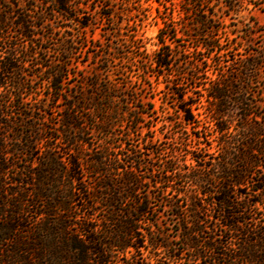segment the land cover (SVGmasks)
<instances>
[{
  "label": "trees",
  "instance_id": "16d2710c",
  "mask_svg": "<svg viewBox=\"0 0 264 264\" xmlns=\"http://www.w3.org/2000/svg\"><path fill=\"white\" fill-rule=\"evenodd\" d=\"M156 1L164 25L154 74L176 69V111L198 142L174 147L159 175L153 139H105L127 115L140 126L141 109L150 105L140 94L147 72L138 88L126 87L104 77L109 66L98 65L99 55L87 73L72 71L67 39L57 60L46 54L36 31L52 25L44 13L32 14L37 0H0V50L13 28L31 44L21 50L9 42L0 55V264H190L185 250L197 264H264V33L248 29L242 41H222L208 11L212 0ZM168 2L177 18L161 9ZM42 3L66 19L70 14L71 0ZM178 37L195 40L192 50L181 54L167 43ZM182 56L189 71L177 62ZM27 64L43 76L48 102L39 97L28 106L25 96L37 88ZM16 110L22 128L14 137L6 132L16 122L5 116ZM34 119L43 121L44 134ZM95 132L105 136L97 146L89 137ZM187 153L189 163L181 158ZM159 206L178 219L182 246L165 231Z\"/></svg>",
  "mask_w": 264,
  "mask_h": 264
},
{
  "label": "rangeland",
  "instance_id": "374dc122",
  "mask_svg": "<svg viewBox=\"0 0 264 264\" xmlns=\"http://www.w3.org/2000/svg\"><path fill=\"white\" fill-rule=\"evenodd\" d=\"M37 2L38 7L35 8L36 10L32 14L36 15L34 12L44 13L47 23L52 25L36 31L37 34L40 33L38 35L44 36V42L42 43L47 46L46 54L50 59L57 60L58 53L62 49V40L67 39L74 61L72 71L87 73L97 65L94 56L99 55L98 65L108 64L109 66V71L104 73V77L113 82L126 85V87L138 88L140 86L139 82L135 81L144 79L145 73L143 70L147 72L146 88H141L142 92L140 94L150 105H146L144 109H141L145 113L141 118L140 126L137 129L134 128L136 124L127 115L112 129L111 138H105L104 135L96 132L90 135L89 137L92 138L95 146L103 141L102 138L115 143L116 141L119 143L122 139V142L134 145H141L142 142L153 139L154 147L158 150V153L154 155L156 175H159L157 173L158 166L163 163V160L171 158L174 147L182 149L184 146L187 148L198 146L196 137L191 135L190 125L185 124L176 111L175 96L171 93L172 79L176 69L167 71L165 76L157 77L154 74L152 57L159 47L157 34L164 25L163 20L156 17V7L159 5L156 0H71L70 14L67 19L53 11L51 4H44L42 0H37ZM212 3L208 11L215 14L213 18L216 21L212 24L222 27L220 32L222 41L226 36L232 38L235 35H237L239 41H242L241 35L244 36L248 29L258 31V35L264 33V0H212ZM164 8L161 7L165 13L169 15L174 13L177 18V11H175V6L171 5V2H168V8ZM194 16V14L187 16L184 22L188 26H192ZM81 22H88L89 26L82 27ZM15 35L13 28L4 40L5 43L0 50V55L7 53L9 42L16 43L21 50L31 45L28 41L21 37L17 38ZM176 39L174 43H171V40H167V43L171 44L177 52L184 54L192 50L195 40L188 37H178ZM262 40L263 38L258 36L256 43L260 44ZM37 55L38 57L41 56V54ZM42 55H44V52ZM22 57L23 55L20 58ZM30 59L34 58L30 57ZM184 59V56H182L177 62L180 61L179 66L181 69L189 71L190 69L184 64ZM27 68L29 70L28 77L31 78L30 75H32L31 79H35L34 84L31 86L34 89L37 88V94L25 96V99L30 103L28 106H33L38 103L37 99L39 97L45 98L47 92H44L46 91L44 89L47 86L46 82L41 80L43 76L38 77V73L30 67V64H27ZM259 80L263 83L264 73L259 77ZM45 102H48V100L46 99ZM122 108H124V104ZM193 112L200 114L199 118L205 120L203 107L194 104ZM17 113L16 110L12 114L13 117L5 116V119L16 122L13 124V128H9L6 132L7 135H14V137H16L15 131L22 128L18 122L22 118ZM54 115H57V113L54 112ZM34 120L39 132L44 134L43 121ZM47 131L51 130L48 129ZM181 158L189 163L191 154H182ZM158 192L157 190L156 193ZM160 204L161 202L158 203V205ZM159 209H161L159 214L165 226V231L169 229L170 238L173 239V242L182 246L176 232L177 224L175 222L178 219L172 217L167 209L163 210L160 206ZM185 252L187 259L185 263L197 264V261L191 255V251L185 250Z\"/></svg>",
  "mask_w": 264,
  "mask_h": 264
}]
</instances>
